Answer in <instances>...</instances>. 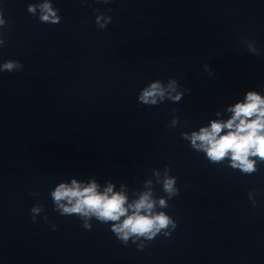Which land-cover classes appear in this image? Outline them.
I'll return each instance as SVG.
<instances>
[{
    "label": "clouds",
    "instance_id": "9594fccd",
    "mask_svg": "<svg viewBox=\"0 0 264 264\" xmlns=\"http://www.w3.org/2000/svg\"><path fill=\"white\" fill-rule=\"evenodd\" d=\"M104 3L110 0H103ZM41 15L39 20L43 23L57 24L60 17L59 9L45 2L39 5ZM37 5L30 3L28 12L35 15ZM96 16V24L99 28H105L112 20L111 16L100 13ZM108 11H111L109 9ZM6 25L3 12L0 11V28ZM2 35V34H0ZM4 39L0 38V46L4 45ZM248 50L259 55V49L254 42H247ZM23 65L17 60H7L0 64V72H15ZM208 70V66H205ZM177 80L170 77L165 86L162 80H155L143 87L138 95V102L143 105L158 106L165 99L178 102L184 92L190 89L177 91ZM172 93H176L172 95ZM231 113L227 120H212L207 127H201L199 131L181 133L184 140L190 141V147L203 152L210 163L221 164L226 159L233 170H240L242 174H253L258 171L257 165L264 163V97L256 91H248L243 102H237L227 109ZM219 115V113H217ZM177 119H173L171 127H175ZM226 130V131H225ZM223 133V134H222ZM170 167L164 168L163 178L159 181L165 196L153 198L151 190L143 192L139 198L129 203L127 195L123 191L115 192L114 185L108 183L103 191H99V185L95 180L83 184L73 179L71 183H59L50 197L54 205V211L62 216L76 215L85 229L92 228L91 221L111 225V231L124 244L131 240L137 244L138 249L143 250L145 242L152 241L157 235L165 237L171 235V231L177 227L176 221L162 209L169 207L168 201L179 194L177 177L170 175ZM154 174L158 177L159 172ZM148 184L151 181L147 182ZM123 187V186H122ZM35 195H39L35 193ZM254 192L249 193L253 205ZM159 209V210H158ZM31 220L45 212L44 207L37 203L30 209ZM47 220V215H44ZM55 225L53 229L55 230Z\"/></svg>",
    "mask_w": 264,
    "mask_h": 264
}]
</instances>
